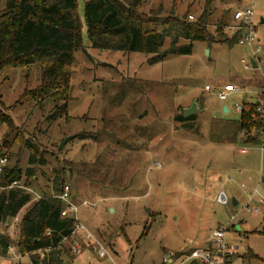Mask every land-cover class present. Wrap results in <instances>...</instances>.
Listing matches in <instances>:
<instances>
[{
  "label": "rangeland",
  "instance_id": "rangeland-1",
  "mask_svg": "<svg viewBox=\"0 0 264 264\" xmlns=\"http://www.w3.org/2000/svg\"><path fill=\"white\" fill-rule=\"evenodd\" d=\"M86 1L78 0L83 47L75 52L67 113L52 120L53 98L32 97L42 80L39 64L0 70V110L17 126L11 130L0 123V144L12 142L9 165L28 167L29 152L22 145L33 138L49 161L36 167L33 188L39 195L51 194L55 170L64 167L78 220L108 251L100 257L92 242L77 234L66 241L74 259L65 255L64 261L166 264V254L189 252L213 230L228 227L226 239L241 255L232 258L233 264H264V205L259 201L264 197L263 134L259 143H243L236 108L255 99V80L264 79V0H143L140 11L163 18L188 14L194 21L204 11L211 13L208 31L217 41L231 39L225 28L218 31L220 19L226 14L234 24L232 13L252 6L254 35L263 47L255 58L257 42L198 40L191 54H170L155 64L143 52L94 48L85 21ZM4 3L0 0V16ZM168 46L169 40L164 49ZM228 82L241 90L220 100L217 91L232 84ZM195 101L200 111L192 115L196 131H191L175 117ZM17 133L22 138L15 142ZM80 133L99 135V140L78 137ZM70 135L74 138L60 149ZM221 191L229 206L217 202ZM8 232L14 235L18 229ZM16 243L11 247L18 252ZM77 244L78 254L73 251ZM249 248L262 259L244 256ZM15 260L0 259V264H30L28 256Z\"/></svg>",
  "mask_w": 264,
  "mask_h": 264
},
{
  "label": "trees",
  "instance_id": "trees-1",
  "mask_svg": "<svg viewBox=\"0 0 264 264\" xmlns=\"http://www.w3.org/2000/svg\"><path fill=\"white\" fill-rule=\"evenodd\" d=\"M142 3L143 0H87L84 14L92 46L100 50L143 52L150 55L149 62L155 64L170 54H191L193 43L198 40L210 44L238 43V36L217 41L208 31L211 13L207 11L194 21L188 14L184 18H163L152 11L147 14L140 11ZM228 19L226 14L220 19L218 31L229 25ZM168 40L169 46L164 49ZM82 47L78 0H5L0 16V70L39 64L41 84L31 95L40 101L53 98L56 106L50 115L52 120L68 112L75 52ZM175 119L184 128L196 131L195 116L186 118L180 113ZM0 123L11 130L17 128L14 119L1 110ZM237 123L240 133L244 134L243 143L260 142L264 116L258 111L257 102L243 103ZM18 135L14 137L15 142L22 138ZM77 136L99 140V135L80 133ZM32 139L26 138L22 145L29 152L25 170L19 163L9 165L8 150L12 142L4 140L0 144V158L6 159L0 169V253L7 254L13 241H17L18 251L28 256L31 264H65V255L74 259L65 239L72 236L76 225L73 214L62 215L66 204L59 195L68 177L64 167L56 169L52 193L44 191L41 198L36 197L38 192L33 188L36 167L47 165L49 161L40 154L39 146ZM25 207L26 211L20 216ZM16 217H19L18 232L13 235L8 231Z\"/></svg>",
  "mask_w": 264,
  "mask_h": 264
},
{
  "label": "built area",
  "instance_id": "built-area-1",
  "mask_svg": "<svg viewBox=\"0 0 264 264\" xmlns=\"http://www.w3.org/2000/svg\"><path fill=\"white\" fill-rule=\"evenodd\" d=\"M189 18L193 19V16L190 15ZM233 22L234 24H229L225 27V31L230 38L238 36V43L240 44L253 45L256 42L258 43L254 35V9L252 6L237 9L233 14ZM262 52L263 47L258 43L256 49L253 51L255 58L259 53ZM246 68H249V66L246 65ZM206 89L211 90L212 87L210 85H206ZM239 90H241V87L238 85L226 84L217 91V95L220 100L226 101ZM256 102L258 103V111L264 116V89L258 93V99ZM236 108L242 111L243 104H237ZM262 134L263 140L260 149L264 153V131ZM5 163L6 159L0 158V169ZM36 197L41 198V195L37 194ZM59 197L66 204L62 211V215L67 216L73 214L76 218V225L72 236L68 239H65V241L70 240L79 232H83L89 241H93L94 249L99 253V256L106 257L108 255L106 248L93 236L86 225L78 220V205L72 200L70 185H65L64 191L59 195ZM216 200L223 205H230L228 195L225 191H221L218 194ZM259 201L262 205H264V197H261ZM82 204L86 205L88 202L84 201ZM254 211L259 212L260 208H256ZM18 222L19 217H16L12 223V228L14 230H16ZM228 229V227H218L217 229L213 230L211 233L210 246L193 248L189 254L181 256H176L175 254H166L164 257V262L167 264H185L191 261L198 262L200 264H232V258L237 254V247L227 242L226 233ZM73 251L77 254L81 253V245L77 244ZM7 254H10L9 257L14 260H18L22 257L20 252H17L12 247L9 248ZM7 254L0 253V259L7 258Z\"/></svg>",
  "mask_w": 264,
  "mask_h": 264
},
{
  "label": "crops",
  "instance_id": "crops-1",
  "mask_svg": "<svg viewBox=\"0 0 264 264\" xmlns=\"http://www.w3.org/2000/svg\"><path fill=\"white\" fill-rule=\"evenodd\" d=\"M240 9V8H239ZM236 11V10H235ZM234 11V12H235ZM232 20H233V16H232ZM259 42H260V40H259ZM253 63H255V62H253ZM254 65V64H253ZM255 65L256 66H254L255 68H257V64L255 63ZM255 82L256 83H258L257 84V86H256V91H255V93H254V97H255V99H252V100H250V101H246V102H253V103H255L256 101H257V99H258V93L260 92V91H262L263 89H264V79L263 80H261L260 82L258 81V80H255ZM228 83H232V84H234L233 82H228ZM234 85H237V84H234ZM239 86V85H238ZM245 102V101H244ZM243 102V103H244ZM204 106V104L202 103V107ZM227 107V111H225V112H230V108H229V106H227V105H225L224 106V109ZM203 109V108H202ZM241 112V111H240ZM242 152H246V150L245 149H243L242 150ZM237 201V200H236ZM75 203V202H74ZM83 203V202H82ZM77 204V203H76ZM237 204H238V202H237ZM78 205V204H77ZM84 205V204H83ZM90 231V230H89ZM91 232V231H90ZM92 234H93V232H91ZM79 234V236L80 237H84L85 236V234L83 233V232H79L78 233ZM93 236H94V234H93ZM95 237V236H94ZM210 240H211V235H210V237L207 239V240H205L203 243H201V244H199L197 247H207V246H210L211 245V242H210ZM90 242V241H89ZM92 243H91V245H93L92 246V248L94 249V244H93V241H91ZM228 242V241H227ZM229 243V242H228ZM87 244H89L90 245V243H88L87 242ZM230 244V243H229ZM88 247H90V246H88ZM197 247H195V248H197ZM193 248H191V250H192ZM95 250V249H94ZM190 250V251H191ZM187 253V252H186ZM244 256H249L250 258H258V259H262V257L261 256H259L258 254H256L251 248H249L248 249V252L246 253V254H243ZM10 254H7V258H4V259H11L10 257ZM237 256H241L239 253H238V250H237V255H236V257ZM22 257H24V256H22ZM21 257V258H22ZM235 257V258H236ZM20 258V259H21ZM234 258V259H235ZM20 259H18V260H15V261H20ZM234 259H233V261H234ZM12 260V259H11ZM233 261H232V264H233ZM200 264V263H198V262H193V261H191V262H188V264ZM31 264V263H30Z\"/></svg>",
  "mask_w": 264,
  "mask_h": 264
},
{
  "label": "water",
  "instance_id": "water-1",
  "mask_svg": "<svg viewBox=\"0 0 264 264\" xmlns=\"http://www.w3.org/2000/svg\"><path fill=\"white\" fill-rule=\"evenodd\" d=\"M262 23H264V20H262ZM254 66H256L255 63H254ZM199 111H200V109H199V107H198V103L195 101L190 107L184 109V117L188 118V117L192 116L193 114H195V113H197V112H199ZM225 111H227V107L225 108ZM72 138H74V135H70V136L66 137V138L61 142L59 148H60V149H63L64 146H65V144H66L69 140H71ZM233 203H234V205H237V201H236V199H233Z\"/></svg>",
  "mask_w": 264,
  "mask_h": 264
}]
</instances>
